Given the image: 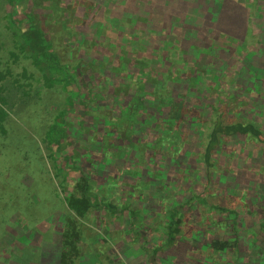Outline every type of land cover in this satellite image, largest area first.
<instances>
[{
    "label": "trees",
    "instance_id": "trees-1",
    "mask_svg": "<svg viewBox=\"0 0 264 264\" xmlns=\"http://www.w3.org/2000/svg\"><path fill=\"white\" fill-rule=\"evenodd\" d=\"M6 1L11 8L7 16L13 46L11 59L17 61L21 55L29 58L36 73L25 71L23 77L38 78L42 88L64 95L65 108L43 139L49 148L56 147L55 161L62 157L80 175L63 200L57 197V202L61 206L64 202L67 209L60 231L59 264H80L86 255L82 243L94 232L90 218L101 212L108 214V221L126 222L125 233L134 243L150 244L153 239L145 233L149 219L143 216L146 212L139 205L145 201L142 195L146 190L155 193L156 204L151 207L155 211L152 222L158 224L157 229L151 230L159 236L155 256L173 243L176 246L189 240L195 246L190 245L189 249L201 256L204 264H240V233L244 224L240 210L247 207L236 194L222 198L230 204L234 203L230 198H239V208L213 203L214 195L208 192L213 190L208 185L217 173L216 157L228 140L242 139L247 145L264 149V127L253 118L240 117L243 109L237 104L236 91L222 89L223 78L213 72L219 67L207 63L208 56H212V48L206 46L210 40V46L212 40L219 44L216 49L245 50L246 36L241 38L237 32L243 27L235 17L230 20L228 33L216 27L211 39L208 21L192 27L199 35L182 26L197 18L199 12L194 10L199 9L203 0H195L194 5L192 0H39L44 4L43 14L31 10V0ZM259 1L262 0H254L249 7L260 8ZM219 4L224 9L233 6L239 10L244 3L220 0ZM115 9L123 11L118 25L110 23ZM20 10L29 13L20 14ZM204 12L205 8L201 13ZM250 24L249 21V27ZM249 27L247 32L251 35ZM85 28L93 30L94 35L78 42L81 35L89 34ZM2 63L0 59V135L5 136L9 113L4 83L12 73L10 68L3 70ZM255 90L258 89L249 91L255 94ZM262 104L257 102L259 107ZM77 107L104 118L101 132L112 134V138L103 140L106 148L112 149L104 150L105 159H113L115 165L124 158L138 161L131 170L116 168L115 172H127L133 177V182L126 184L127 191L119 187L113 176L99 184L83 167L79 169L72 155H62L60 147L70 127L66 117ZM157 155L162 162L191 157L195 165L192 172L198 178H187L192 180L188 181L190 185L184 178L172 190V184L159 180L157 168L151 169L149 164L147 168L139 166ZM149 178L152 184L147 181ZM200 179L208 181L204 191L193 185ZM158 182L164 188L156 185ZM106 187L110 190L108 195L100 197L95 193ZM122 194L124 198H118ZM12 203L5 204L3 212L6 205L12 210ZM0 222L1 231L6 218ZM261 228L264 232V224ZM98 257L101 259L102 254Z\"/></svg>",
    "mask_w": 264,
    "mask_h": 264
},
{
    "label": "rangeland",
    "instance_id": "rangeland-1",
    "mask_svg": "<svg viewBox=\"0 0 264 264\" xmlns=\"http://www.w3.org/2000/svg\"><path fill=\"white\" fill-rule=\"evenodd\" d=\"M219 1L199 2L201 6L194 10L199 12L197 18L192 23L186 22L182 26L187 32L199 35L192 27L202 26L208 21V25L211 26L208 34H211L212 39L216 27L223 33L229 32L232 17L241 24L243 28L237 32L241 34V38L246 36L243 41L246 42L245 50L237 52L230 46L231 49H216L219 44L213 43L212 40L211 47L210 40L206 46L212 48V56H208L207 63L219 67L213 72H217V76L223 78L220 79L222 89L226 92L236 91L237 104L242 105L243 109L240 111L242 112L240 117L253 118L264 127L262 111L264 104L261 107L257 105V102L264 103V0L257 3L260 8L255 10L249 7L254 0H239L244 3L239 10L233 6L224 9ZM194 3L195 0H192V5ZM30 4L31 10L34 8L36 13L43 14L42 2L31 0ZM204 8L206 12L201 13ZM10 10L7 1L0 0V49H2L0 59L3 62V70L10 68L12 73L4 83L9 113L7 135H0V221L6 218V223H2L4 225L2 233L0 231V247L3 245L0 248V264H59L60 231L64 227L67 209L64 202L62 206L57 202V197L60 196L63 200L65 194L72 191L73 181L80 175L79 171L67 165L62 157L55 161L53 155L56 147L49 148L44 143L43 139L48 129L56 122L59 112L65 108L64 95L42 88L38 78L30 80L23 77L25 71L36 73L29 58L21 55L17 61L11 59L10 52L13 46L10 44L7 18ZM28 11L20 10V14L29 13ZM114 11L111 13L113 18L110 23L118 25L123 11L122 9ZM23 26L25 27V24ZM248 27L251 35L247 32ZM84 30L89 34L81 35L78 42L84 41L85 37H93V30L89 28ZM13 50L17 52L16 49ZM251 88L258 90H255L257 91L255 94L250 93ZM95 115L96 112L88 113L83 107H77L67 115L70 127L60 147L61 153L64 156L72 155L79 169L83 167L99 184H104L106 179L113 176L119 187L127 191L126 184L132 183L133 177L127 172L124 174L115 172L116 168L127 167L131 170L138 161L124 158L125 161L115 165L113 159L104 158V150L112 149H107L103 140L112 138V134L101 132L105 127L104 118ZM227 120L230 121L229 118ZM60 123L63 124V121ZM150 153L153 157V153ZM161 160L162 157L157 155L139 166L147 168L146 164H149L151 169L157 168L159 180L167 185L172 184L171 188L174 191L175 184L178 187L177 184H182V179L199 176L197 174L195 177V173L192 172V166L195 170V165L191 157H180L176 161L175 158L165 159L164 162ZM216 161L217 173L213 175L212 183H209L212 188L208 185L209 189L213 190L206 189L209 194L214 195L211 201L239 208V198H230L233 204L222 198L236 194L241 196L247 207L240 210L244 221L240 233V264H264V232L261 228V224H264V149L260 150L257 145H247L242 139H230L221 154L216 157ZM144 174L147 176V173ZM145 178L148 177L143 179L146 180ZM201 179L193 182V185L199 191H204L208 181ZM147 181L152 184L150 178ZM188 181L192 180L187 179ZM162 182L156 185L163 186ZM190 184L192 183L188 182V185ZM108 191L110 190L106 187L96 190L95 193L101 197L108 195ZM152 192L154 191L146 190L142 195L145 201L142 200L139 204L140 208H144L143 212H146L142 213L143 216H148L149 219L145 233L149 239H153L152 242L147 240L151 247L143 241L134 243L125 233L128 228L126 222L108 221V214L101 212L90 218L92 223H89L94 232H90L89 238L82 243L86 255L82 257L80 264H204L203 258L189 249L190 245L194 246L189 240L182 241L176 246L173 243L170 248L167 247L169 249L154 255L155 242L159 236L151 230L157 229L158 226L152 222L155 211H152L151 207L156 204L153 197L155 193ZM116 193L118 196L119 188L116 189ZM217 193L220 195H216ZM118 198H124V194ZM8 202H13L12 210L11 206L6 205L3 212ZM248 210L253 211L255 215H251ZM4 232L6 234L2 237ZM199 244H202L201 240ZM100 254L101 259L98 257Z\"/></svg>",
    "mask_w": 264,
    "mask_h": 264
}]
</instances>
